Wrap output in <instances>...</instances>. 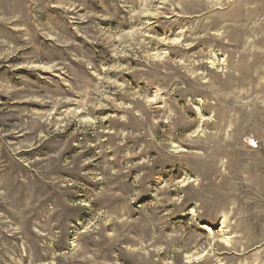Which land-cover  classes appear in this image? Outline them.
<instances>
[{"label": "rangeland", "instance_id": "obj_1", "mask_svg": "<svg viewBox=\"0 0 264 264\" xmlns=\"http://www.w3.org/2000/svg\"><path fill=\"white\" fill-rule=\"evenodd\" d=\"M0 264H264V0H0Z\"/></svg>", "mask_w": 264, "mask_h": 264}, {"label": "bare ground", "instance_id": "obj_2", "mask_svg": "<svg viewBox=\"0 0 264 264\" xmlns=\"http://www.w3.org/2000/svg\"><path fill=\"white\" fill-rule=\"evenodd\" d=\"M196 134V133H195Z\"/></svg>", "mask_w": 264, "mask_h": 264}]
</instances>
